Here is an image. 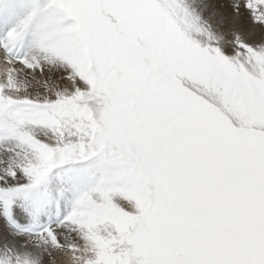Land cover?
I'll list each match as a JSON object with an SVG mask.
<instances>
[{
    "label": "snow or ice",
    "instance_id": "snow-or-ice-1",
    "mask_svg": "<svg viewBox=\"0 0 264 264\" xmlns=\"http://www.w3.org/2000/svg\"><path fill=\"white\" fill-rule=\"evenodd\" d=\"M264 264V0H0V264Z\"/></svg>",
    "mask_w": 264,
    "mask_h": 264
},
{
    "label": "rangeland",
    "instance_id": "rangeland-1",
    "mask_svg": "<svg viewBox=\"0 0 264 264\" xmlns=\"http://www.w3.org/2000/svg\"><path fill=\"white\" fill-rule=\"evenodd\" d=\"M60 264H63V260L60 261Z\"/></svg>",
    "mask_w": 264,
    "mask_h": 264
}]
</instances>
